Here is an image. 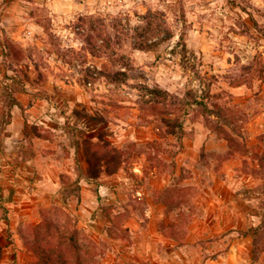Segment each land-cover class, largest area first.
<instances>
[{
  "label": "rangeland",
  "instance_id": "rangeland-1",
  "mask_svg": "<svg viewBox=\"0 0 264 264\" xmlns=\"http://www.w3.org/2000/svg\"><path fill=\"white\" fill-rule=\"evenodd\" d=\"M45 242L264 264V0H0V264Z\"/></svg>",
  "mask_w": 264,
  "mask_h": 264
},
{
  "label": "trees",
  "instance_id": "trees-1",
  "mask_svg": "<svg viewBox=\"0 0 264 264\" xmlns=\"http://www.w3.org/2000/svg\"><path fill=\"white\" fill-rule=\"evenodd\" d=\"M65 238L62 237L61 240L63 241ZM70 243L73 244L74 248L78 250L79 245H74L76 242L73 238H69ZM44 246L37 247L33 245L31 248L33 252L39 256L40 258L49 259L52 261V264H68V257L65 255L62 249L58 246L53 245L51 242H45ZM256 248H258L255 244V252Z\"/></svg>",
  "mask_w": 264,
  "mask_h": 264
}]
</instances>
